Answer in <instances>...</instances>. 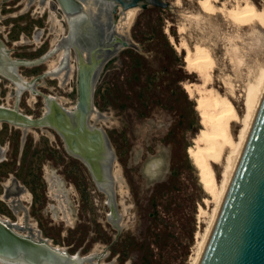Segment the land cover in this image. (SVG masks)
<instances>
[{"label":"rangeland","instance_id":"obj_1","mask_svg":"<svg viewBox=\"0 0 264 264\" xmlns=\"http://www.w3.org/2000/svg\"><path fill=\"white\" fill-rule=\"evenodd\" d=\"M28 1L4 0L3 6L12 9L0 11L4 16L0 30L6 27L5 33L10 31L13 40H21L16 46L8 44L10 49L18 50L10 54L13 59L35 60L54 46L56 34L50 17L57 15L51 4L48 13H40L38 0L29 6ZM165 1L170 9H138L129 29L140 53L131 47L120 50L103 66L95 87L94 106L102 118L91 120V124L105 131L116 156L113 173L125 180L122 184L120 178V195L114 188L117 213L123 217L121 231L107 222V195L100 192L84 164L67 154L53 131H22L28 137L21 156L22 132L0 124V143L6 150L10 148L8 161L0 164V196L5 191L3 185L15 176L33 194V203H22L21 208L33 234L41 231L43 238L69 254L97 255L93 264H192L198 236L206 228L199 210L202 207L209 212L204 202L210 197L188 153L203 126L195 108L197 96L191 98L183 87L185 83H200L196 74L187 71L183 41L191 48L197 44L209 46L217 60L213 85L222 94L229 91L228 85L234 86L241 116L246 86L264 63L263 28H237L222 14L208 16L199 7V0ZM254 1L264 10V0ZM223 5L231 9L235 2L216 3L219 8ZM57 59L54 54L39 67L18 71L29 80L48 72ZM72 76L68 85L51 81L57 77H46L37 83V90L62 98L63 107L73 108L78 100L77 73L73 70ZM14 88L11 81L0 77V105L13 107L18 103ZM20 99L22 113L34 118L43 114L42 96L33 97L27 91ZM52 175L62 181L64 190L70 191L63 215L58 204L62 208L65 199L51 180ZM48 178L52 184L47 183ZM23 215V211L13 213L0 200V217L12 222L15 230L20 225H15L17 217ZM21 226L25 229L17 231L28 235L26 225Z\"/></svg>","mask_w":264,"mask_h":264},{"label":"water","instance_id":"obj_2","mask_svg":"<svg viewBox=\"0 0 264 264\" xmlns=\"http://www.w3.org/2000/svg\"><path fill=\"white\" fill-rule=\"evenodd\" d=\"M56 1L72 34L56 50L65 48L66 59L60 71H67L65 77H69V45H73L76 53V118H71V112L56 107L55 101H46L49 115L37 121L32 122L29 117L1 108L0 121L10 120V125H25V131L26 125L56 128L65 141L67 151L82 160L100 192L107 194V204L112 208L107 205V222L118 227L123 217L117 216L110 167L116 160L115 152L103 128V132L89 130L87 122L90 105L94 107L95 79L108 55L127 47L140 51L138 44H132L129 26H124V32L117 30L114 16L110 17V14H117L120 5L123 9L139 6L141 10L151 6L170 9L171 6L165 0ZM3 2L0 0V10ZM112 6L115 7L112 9ZM95 18L100 24H109L112 28L109 41L103 42L109 35L108 27L97 30L100 35L95 43L85 34L91 32L89 24ZM3 48L0 42V74L13 79L17 88H33V97H40L35 83L23 82L16 69L41 65L48 58L44 62H38L41 58L13 61ZM8 67H11L10 71ZM4 221L0 218V260L15 264H86L85 258L78 254L62 251L47 239L22 236ZM201 264H264V102Z\"/></svg>","mask_w":264,"mask_h":264},{"label":"bare ground","instance_id":"obj_3","mask_svg":"<svg viewBox=\"0 0 264 264\" xmlns=\"http://www.w3.org/2000/svg\"><path fill=\"white\" fill-rule=\"evenodd\" d=\"M177 1L180 2L181 0H177ZM217 2H218V0H199L198 4H199V7L201 8L202 12L205 13L206 15L216 16L218 14L219 15L222 14L223 17L227 18L226 21H230L232 24L236 25L237 28L238 27L239 28L240 27L241 28L261 27L264 29V10H260L258 8V6L256 5L254 0H233V2H235V5L233 7H231V9L229 7H227L226 5H223L221 8H219L216 6ZM178 4H180V3H178ZM117 5L119 6V4H117ZM57 6L59 9H61L59 4ZM228 6H230V5H228ZM40 7H41V9H44V5H41ZM114 7L115 6H112V9ZM138 9H140L139 6L129 8V9H123L120 5V7L118 9V13L114 15L116 17V19H115L116 20L115 21L116 29L124 32V26L130 27L131 23H133V21H134V18H135V15H136ZM196 17H198V16H195V18ZM50 20H51L52 25H53V31L56 34V37L53 40L54 46H53V49L48 54L43 56L41 58V60H38V62H44L47 58L49 59L54 54H57L58 59H57L56 63L51 64L50 69H49V72H56V74H57V73H59L57 71L60 69V66L64 62L63 58L66 55L65 54V48L56 52L57 46H59L62 42H64V41H61L60 39H61L63 32H65V29L62 25V20H59V18L57 16L52 15L50 17ZM183 26L184 25H182V27ZM228 26H229V24H228ZM185 27L186 26H184V28ZM180 34H181V32H180ZM71 35L72 34L70 31L68 38ZM66 37H67V35H66ZM231 42H233V41H231ZM181 47L183 50L186 51L185 62L187 64V66H186L187 71H189V73H191V74H196L198 77V80L200 81L199 84L185 83L183 85V87L186 90L187 94H189V96L191 98H194L195 96H197L195 108L200 114L201 125L203 126L202 131L199 133L198 137L196 138V140L194 142L195 146L189 148V150H188L189 156L193 160V164L195 165V167L199 171V177H200L203 189L210 197V199H205V202H204L205 205L207 206V208H209V212H206L202 207H200V210H199V212L201 213V215H199V216H201L200 217L202 220L201 222H204L206 224V228H205L204 232L198 236L196 252L192 258V264H201L203 257L207 251L208 246H209V243L212 239V235L214 233V230L216 228V225H217L218 220L220 218V215L222 213L223 207H224L225 202L227 200V197L229 195V192H230L232 183L234 181L235 175L237 173V170H238L239 165L241 163V160L243 158L245 149L247 147L251 133L253 131L256 120L258 118V115L260 113L261 107H262L263 102H264V63L260 67V69L256 73V75L254 76L253 80L248 82V84L245 82V84H247V86L244 85V86H246V90L244 91L245 92V100H244V104H243V106H245L244 107L245 111H244V114L241 116L239 110L236 107L235 100H234L235 98H237V96L235 97L234 86L232 84L228 85L229 91L227 93L225 92V94H222L213 85V83H214L213 82V73H214V70H215L216 65H217L216 64L217 60H215V57H214L215 55L213 56L210 48H208L209 46L206 47V46H203L201 44H197L193 48H191L192 46L190 47V45H188L186 42L183 41ZM124 49H126V48H124ZM211 49H213V48H211ZM237 49H239V48H237ZM119 51L110 53L108 55L104 65L111 58H113ZM235 58H237V57H235ZM231 60H233V58ZM238 63L240 64L241 60H238ZM104 65H101V68L98 71L95 82H97L99 73L102 70ZM44 75L46 76V75H48V73H46ZM45 76L37 77L36 79H34V82H38L40 79H43ZM47 77H49V76H47ZM11 80L13 83H15L13 79H11ZM22 80H23V82H25L23 78H22ZM59 80L61 82V85L66 84V80H65L63 74H61ZM225 87H226V85H225ZM241 88H244V87H241ZM57 99L59 102L65 101L64 99L59 98V97H57ZM18 100H19V97H18ZM45 100L46 101H55L56 107L71 112L73 115V117H71V118H76L77 111H78L77 103H76L75 107L68 109V108L63 107L62 104H59L56 101V97H54V96L50 97V98L45 97ZM237 100H239V99H237ZM46 104H47V102H46ZM0 108L16 112L18 115H21V116L29 117V120L32 122L37 121V120L49 115L47 106H46L44 115L42 117L36 118V119L20 112L17 106H16V109H10V108L4 107V106H0ZM100 118H102V115L100 114V112L97 111L95 106L93 107V105H90V111H89L88 122H87V129L103 132L102 128H98L94 124H91V120L97 122L98 119H100ZM30 121H29V123H32ZM0 124H9L10 125V120H1ZM238 125L240 126L238 133L234 134V129L237 128ZM11 126H15V127L25 129V125H11ZM39 128H45V127H40V126L33 127L30 125H26V130H28V129H39ZM48 128H50V127H48ZM52 129L57 131L56 128H52ZM73 156H75V155H73ZM3 157L4 156L0 157V161H2L4 159ZM110 167H111V174H113L112 177H114L115 180L121 181V179L116 174L113 173L114 161ZM29 197L30 196L28 195V193L27 194L25 193L24 198L28 199ZM117 216L120 217L118 214H117ZM11 227L14 229L15 232L18 233V231L15 230V228L12 225H11ZM114 227L118 231H121V229H122V227L120 225L118 227H116V226H114ZM23 229H25V228H23ZM18 234H20V233H18ZM20 235H22V234H20ZM79 257H81V256H79ZM95 257H97V255H91V256L82 257V258H85L86 264H93L92 261H93V259H95ZM0 262L3 264H15V263H10V262H6V261H2V260H0ZM96 264H99V263H96Z\"/></svg>","mask_w":264,"mask_h":264},{"label":"flooded vegetation","instance_id":"obj_4","mask_svg":"<svg viewBox=\"0 0 264 264\" xmlns=\"http://www.w3.org/2000/svg\"><path fill=\"white\" fill-rule=\"evenodd\" d=\"M33 1H36V0H29L28 1V6L29 5H31L32 4V2ZM37 4H38V10L40 11V13H43L44 11V13H48V11H49V8H48V6H49V4H51V8H52V10L56 13V15L58 16V18L59 19H61L62 20V25H63V27H64V29H65V32H63V34H62V36H61V41H65L67 38H68V33H70V30L71 29H69V26H68V24H67V21H66V19H64L65 17H64V13H62V14H60V13H58L59 11H61V9H59L58 8V6H57V4L54 6V4H53V1L52 0H38L37 2H36ZM41 5H44V9H43V11H41V8H40V6ZM15 8H17V6L15 7ZM3 9H12V7H10V6H8V7H6V6H3L2 5V9L1 10H3ZM0 10V11H1ZM108 11V10H107ZM63 12V11H62ZM109 12V11H108ZM45 15V14H44ZM44 15H41V17L43 18V16ZM113 17L114 16V14H110V17ZM108 17V16H107ZM115 17V16H114ZM3 19H4V16L0 13V23L3 21ZM97 19L98 18H95V19H93L92 20V22L89 24V27H91V32L90 33H88V32H85V34H87L88 36H89V38H90V41H92L93 43H95L96 41H97V36L98 35H100V33L97 31L98 29H103V28H105V27H108V31H109V35H108V37L107 38H105V40H103V42H106V41H109L110 40V38H111V34H112V28L111 27H109V24H107V25H104V23L103 24H100L98 21H97ZM116 19V17L114 18V20ZM116 21V20H115ZM49 24H51L50 23V21H49ZM0 28H1V26H0ZM7 28L6 27H4V30L3 31H1L0 30V42L3 44V51L4 52H6L7 53V55L9 56V58L11 59V60H13V61H30V60H28V59H21V58H12V57H10V54L12 55V54H15L16 52H18V50H16V49H10V47H8V44H10V45H14V46H16V45H18V43L21 41V40H13L10 36H11V32L9 31L8 33H5ZM73 29L74 30H76V28L75 27H73ZM40 29H37V31H39ZM41 31V30H40ZM75 32V31H74ZM78 32V31H77ZM51 36H52V39L54 38V35L51 33L50 34ZM66 35H67V37H66ZM73 37V36H72ZM76 38V40H77V42L80 44V42H79V40H78V38L77 37H75ZM94 39V40H93ZM72 55H74L75 57H76V53H75V51H74V49H73V45H69V77H65L66 76V74H67V71H65V72H62V73H60V69H62V66H63V64H64V62H63V64L60 66V69L57 71V72H59V73H57L56 74V72H43L42 74H40V75H37V76H34V77H32L31 79H29V80H27V79H24L23 78V76L21 75V74H19L18 73V69H20V68H35V67H39V66H41V65H39V64H37V65H33V66H20V67H17V69H16V73L17 74H19L23 79H24V81L25 82H27V83H35V85L37 86V83L41 80H39L38 82H34V79H36L37 77H39V76H45L44 74H46V73H48V75H46L44 78H46L47 76H49V77H53V78H55V77H57V78H55L54 80H51V81H55V80H57V81H59V83H60V76H61V74H63L64 75V78H65V80H66V85H68L71 81H72V78H73V76H72V70L75 72V73H77V71H76V64H75V60L73 59L72 60ZM40 58H42V56L41 57H39L38 59H40ZM65 59H66V55H65V57H64ZM63 58V60L65 61V59ZM36 60V59H35ZM111 60V59H110ZM109 60V61H110ZM108 61V62H109ZM11 67H13V66H11ZM11 67H8V71H10V69H11ZM73 67V68H72ZM0 77H2V78H4V79H7V80H9V81H11L12 82V80L11 79H8V78H5L4 76H2L1 74H0ZM43 78V79H44ZM69 79V80H68ZM56 81V82H57ZM13 83V82H12ZM15 86H16V84L15 83H13ZM57 84V86H58V88H60L59 87V84L58 83H56ZM60 85H61V83H60ZM66 85H64V86H66ZM63 86V87H64ZM46 88H48L49 89V85L47 84V87ZM21 89V90H20ZM23 89V90H22ZM55 90H56V88H54ZM61 89V88H60ZM77 89H78V74H77ZM12 91H13V93H16L17 94V98L19 97V100H18V103L15 105V106H13V107H7V106H4V105H0V106H4V107H7V108H10V109H16V106L18 107V109H19V111L21 112V108H20V103H21V99H20V96H22V94L24 93V92H27V91H31V93H32V95H33V88H17V86H16V88H14V89H12ZM20 92V93H19ZM39 92V95L38 96H42L43 97V99H44V108L42 109L44 112H45V109H46V106H47V104H46V100H45V97H53L52 95H45V94H43L42 92H40V91H38ZM54 97H56V101L59 103V104H61V102H59L58 101V99H57V96H54ZM37 101H35L33 104H35ZM44 112H43V114L40 116V117H42L43 115H44ZM24 114V113H23ZM25 115H27V114H25ZM29 116V115H28ZM30 117H32V116H30ZM40 117H38V118H40ZM32 118H34V117H32ZM34 119H36V118H34ZM2 126L3 125H8V126H10L11 127V125H9V124H1ZM17 128V130H20L21 132L23 131V132H25V133H27L29 130H32V129H28V130H26L25 131V129H23V128H19V127H15V126H12V128ZM46 128H48V127H45V128H39V129H36V130H41V129H46ZM48 129H50L51 131H53L56 135H57V137L61 140V142H62V144H63V147H64V149H65V151L70 155V156H72V157H74L75 159H77V160H79V161H81L82 162V160H80L79 158H77V157H75V156H73V155H71L68 151H67V148H66V144H65V141H64V139H63V137H62V135H60L57 131H55L54 129H52V128H48ZM35 130V129H34ZM23 132H22V135H23ZM54 135V134H53ZM55 136V135H54ZM28 137V135L26 136H24L23 135V137H22V142H23V144H22V147H21V156H23V152H24V149H25V146H26V138ZM56 137V136H55ZM46 138H48V137H46ZM21 142V143H22ZM55 142V141H54ZM3 145L0 143V157H2V156H4L3 158V160L2 161H0V164L1 163H4L5 161H8V159H7V155H8V152H9V146H8V150H6V148H4V147H2ZM83 163V162H82ZM84 164V163H83ZM85 165V164H84ZM86 166V165H85ZM87 167V166H86ZM87 169H88V171H89V173H90V170H89V168L87 167ZM90 175H91V177H92V179H93V181L95 182V179H94V177L92 176V174L90 173ZM53 176V175H52ZM112 176H113V174H112ZM53 178H54V180L53 179H51L52 181H54L55 183H56V185H57V188H58V191H59V193H60V196L61 197H63L62 199H65V200H63V205H62V208L59 206V204H58V210L60 211V213L63 215L64 214V210H65V206L66 205H68V198L66 199V197H67V194L68 193H70V191H69V189H67V190H64V186H63V183H62V181L57 177V176H53ZM120 178H122V180H123V183L122 184H124V178L120 175ZM47 180V183H50V184H52V181L50 180V178H48V179H46ZM51 182H50V181ZM112 181H113V191H114V195H115V190H114V188L116 187V189H118V187H119V184L121 183L119 180H115V178L114 177H112ZM95 184H96V182H95ZM121 184V185H122ZM97 185V184H96ZM4 186V189H5V191H4V193H3V196L1 197L0 196V200L2 201V202H4V203H6L7 204V206L10 208V210H12L13 211V213H15V212H19V211H23V216H18L17 218H18V220H17V222L15 223V225H18V224H20V225H18V226H16V228H17V230H19L20 228H23V226H21L23 223L26 225V227H27V229H28V232H29V234L27 235V234H24V236L25 237H30V238H34V239H38V238H42V239H45V238H43V236H42V232L40 231V232H38V231H35V233L33 234V229L30 227V225L28 224V218H27V215H26V213L24 212V210H21V208L23 207V205H22V203H27V204H31V203H33V194H32V192L27 188V187H25L24 185H22L20 182H19V180H17V178L15 177V176H13L12 177V179L10 180V182H8V183H6L5 185H3ZM63 190V191H62ZM25 193L27 194L28 193V195L30 196V201L26 198H24V195H25ZM118 193H119V195L121 194V191H119V189H118ZM126 193V192H125ZM124 193V194H125ZM106 195V194H105ZM125 196V195H124ZM65 201V202H64ZM109 207H110V205L109 204H107ZM111 208V207H110ZM112 209V208H111ZM118 214V213H117ZM120 217H122L121 216V214H118ZM1 218V217H0ZM21 219H23L24 220V222H20V220ZM3 220H5V219H3ZM5 221H7L9 224H11L12 226L14 225L12 222H10L9 220H5ZM4 221V222H5ZM112 225V224H111ZM113 227H114V225H112ZM115 228V227H114ZM116 229V228H115ZM24 230V229H23ZM31 230V231H30ZM117 230V229H116ZM118 231V230H117ZM18 233H19V231H18ZM40 233H41V235H40ZM21 234V233H20ZM22 236H23V234H22ZM48 240V239H47ZM49 241V240H48ZM50 242V241H49ZM51 244V243H50ZM52 245V244H51ZM53 246V245H52ZM58 248V247H57ZM62 251H65V250H62ZM0 264H3V263H1L0 262Z\"/></svg>","mask_w":264,"mask_h":264},{"label":"crops","instance_id":"obj_5","mask_svg":"<svg viewBox=\"0 0 264 264\" xmlns=\"http://www.w3.org/2000/svg\"><path fill=\"white\" fill-rule=\"evenodd\" d=\"M49 23V22H48ZM50 25V28H51V24H49Z\"/></svg>","mask_w":264,"mask_h":264}]
</instances>
